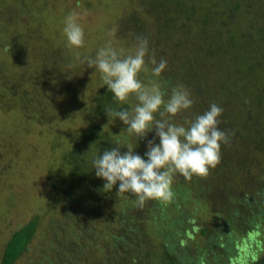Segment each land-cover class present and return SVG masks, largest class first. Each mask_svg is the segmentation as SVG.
<instances>
[{
    "label": "rangeland",
    "instance_id": "rangeland-1",
    "mask_svg": "<svg viewBox=\"0 0 264 264\" xmlns=\"http://www.w3.org/2000/svg\"><path fill=\"white\" fill-rule=\"evenodd\" d=\"M139 4L138 0H0V262L12 234L32 220L37 221L36 232L15 264H104L110 250L105 232L115 217L106 215L118 212L127 202V215L145 226L143 232L152 229V201L139 208L128 194L116 195L118 186L104 192L105 181L96 177L91 163L92 177L81 185L73 182L65 160L75 145L84 149V136L93 126L113 136L122 153L127 151L124 147H136L134 151L141 157L147 150V141L155 138L154 132L149 133L147 140L138 141L136 146L135 140L122 132L126 126L119 119L95 111L92 96L107 86L99 72L80 62L110 40L125 54L133 50V14H138L150 30L156 28L148 14L139 13ZM73 12L85 36L80 49L70 48L64 33L66 18ZM178 51L173 52L176 60L164 57L167 68L159 81L161 87L170 72L185 66L184 61H178L182 57ZM138 78L147 83L152 79L151 71H142ZM178 84L189 91L185 80H177L175 86ZM192 94L191 90V97ZM221 103L224 108L229 105ZM126 106L134 107V98L121 105ZM205 111L206 108L198 113ZM186 116L187 113L177 116L176 122L182 123ZM234 127L237 131L229 134V145L221 147V159L226 157L220 161H224L222 166L219 163L204 178L186 180L177 174L173 180V190L182 183L190 190V194L172 199L175 211H168L173 216L183 215L181 227L186 236L184 243L189 246L190 264L225 263L222 255L213 260L207 247L210 236L217 243L216 234L210 231L217 229L229 208L232 210V206L223 208L221 203L229 197L227 192H232L231 199L237 204L245 192L242 182L249 192H255L257 186L264 188V154L254 151L257 147L252 144L256 132L239 129L238 124ZM85 162H89L88 157ZM226 184L235 190L221 187ZM170 202L157 201L156 207L164 210ZM158 208L155 216L159 215ZM245 219L238 218L234 223L238 242L234 244V254L227 258L229 264H250L264 256L262 222L242 224ZM204 227L209 230L205 237L201 234ZM253 231L258 238L251 242L249 235ZM146 233L151 237L142 233L146 243L137 247L136 255L144 256V260L165 255L169 242L155 235L156 230ZM180 243L181 238L175 248ZM119 252L121 257L131 258L123 248ZM127 261L124 259L123 264H130Z\"/></svg>",
    "mask_w": 264,
    "mask_h": 264
},
{
    "label": "trees",
    "instance_id": "trees-1",
    "mask_svg": "<svg viewBox=\"0 0 264 264\" xmlns=\"http://www.w3.org/2000/svg\"><path fill=\"white\" fill-rule=\"evenodd\" d=\"M138 2L139 13L148 14L156 28L150 30L138 14H133L130 21L133 24L130 29L133 40L136 41L137 37L146 38L150 54L156 55L158 61L164 57L176 60L173 52L177 53L180 49L182 57L178 61L185 62L182 63L185 66L181 65L165 77L161 88L170 93L177 80L183 82L185 80L189 92L191 93V90L193 92L191 98L194 101L191 113H187V116L194 118L200 114L198 112L204 108L207 111V107L215 103L224 111L220 118V127L228 134L235 132L236 124L239 129L247 128L248 133L256 132L252 144L259 149L253 150L264 154V150H261L264 146V136L261 134L264 133V0H138ZM187 64L190 66L188 70ZM112 97L113 94L106 88L94 92L92 99L95 111L106 115L105 108L112 105ZM221 101L229 104L228 107L224 108ZM83 140L84 149L75 145L74 150L65 156L71 179L74 178L73 182L80 185L86 183L88 177L92 175L90 171L92 159L102 154L105 149L118 146L113 141V136L103 133L97 126L89 128ZM84 154L89 162H85L86 157L84 159L81 157ZM224 159L226 157L221 160ZM241 186L245 192L240 197L241 200H236L237 204L231 199L234 198L232 192H227L229 197L224 198L225 201L221 203L223 208L232 206V210L229 208L225 213L226 218L217 223V229L210 231L211 235L216 234L217 243L215 244V239L211 236L207 241L210 257L217 261L222 255L226 259L224 264H229L227 258L234 254V244L238 242L234 225L238 218H246L242 224L247 222L246 225H252L258 220L264 226V188L257 186L254 188L255 192H249L243 182ZM221 187L234 190L236 188H232L230 184ZM173 192L175 193L173 200L176 196L183 197L188 192L190 194L184 183L177 185ZM156 202L152 201L151 214L154 217L152 229L148 228L145 232L142 231L144 225H139L140 222L127 215L128 202L124 206L121 205L118 212L110 211L106 215L108 218L109 216L116 218H110V226L107 223L105 233L110 250L105 255L107 258L104 264H120L119 260L123 264L124 259L130 264H190L187 262L189 246L185 244L186 236L181 227L183 215L173 216L168 213L172 208L175 211L173 201L167 203L164 210H160L159 205L156 207ZM156 208L160 211L158 216H155ZM36 228L37 221L32 220L13 233L4 247L0 264H15L34 237ZM151 230H156L155 235L161 239L164 237L169 245H165V255L159 254L158 258L154 255L144 260V256L136 255L139 254L137 247L145 246L146 239L142 238L144 235L142 233L149 235L150 233L146 232ZM262 230L264 232V227ZM208 232L206 227L201 230L204 237ZM180 238L182 243L179 248H175V242ZM249 238L254 242L255 238H258V233L253 231ZM120 248H123L124 254L131 258L121 257ZM211 250H216L215 254H212ZM160 258H163L162 262ZM250 264H264V256Z\"/></svg>",
    "mask_w": 264,
    "mask_h": 264
},
{
    "label": "clouds",
    "instance_id": "clouds-1",
    "mask_svg": "<svg viewBox=\"0 0 264 264\" xmlns=\"http://www.w3.org/2000/svg\"><path fill=\"white\" fill-rule=\"evenodd\" d=\"M64 33L70 48H83L84 31L75 12L66 18ZM80 62L101 74L113 94L112 105L105 108L106 115L126 126L122 132L132 137L136 146L138 141L147 140L149 133H155V138L147 141L146 159L135 153L136 147H124L127 151L122 153L119 146L105 149L92 159L96 177L105 181L104 192L118 186L116 195L128 194L139 208L149 201L166 203L175 196L172 185L177 174L186 180L204 178L220 163L221 146L230 142L229 134L220 127L223 109L213 103L204 113L194 118L186 116L177 123V116L191 113L194 101L182 84L173 86L170 93L161 88L159 81L167 61H157L150 54L146 38L137 37L128 54L117 50L110 40ZM148 65H152L151 69ZM149 70L152 79L142 82L139 73ZM130 98H134L135 106L121 107Z\"/></svg>",
    "mask_w": 264,
    "mask_h": 264
}]
</instances>
